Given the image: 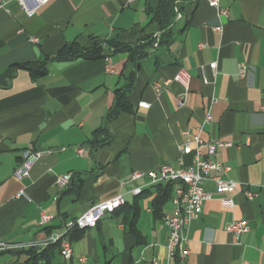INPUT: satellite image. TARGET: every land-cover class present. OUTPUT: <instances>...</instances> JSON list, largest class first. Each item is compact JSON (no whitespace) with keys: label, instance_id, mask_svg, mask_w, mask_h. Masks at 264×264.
Returning a JSON list of instances; mask_svg holds the SVG:
<instances>
[{"label":"crops","instance_id":"1","mask_svg":"<svg viewBox=\"0 0 264 264\" xmlns=\"http://www.w3.org/2000/svg\"><path fill=\"white\" fill-rule=\"evenodd\" d=\"M6 1L0 9V242L7 248L0 249V264H264V0H217V7L195 0L176 15L169 41L161 44L159 27L147 14L158 0H50L30 17L15 0ZM146 36L156 42L139 66L127 52L105 47L113 40L137 44ZM72 41L82 47L99 42L104 58L50 62L35 79L19 67ZM241 64L248 67L244 76ZM180 67L190 75L187 92L175 82L153 88V81L171 78ZM130 75L126 106L107 118ZM140 101L150 106L140 107ZM208 112L212 120L204 124ZM103 127L107 135L95 134ZM184 129L230 143L213 159L230 166L226 178L257 196L218 194L205 180L212 196L184 228L188 253L168 262L167 229L152 209L157 184L132 175L163 163L176 167ZM24 150L42 154L17 179ZM66 174L69 183L60 189L56 177ZM116 194L125 203L83 230L69 260L58 247H28ZM223 197L233 207L222 205ZM171 208L165 203L162 214ZM41 213L53 217L42 226ZM239 219L247 221L246 233L224 230Z\"/></svg>","mask_w":264,"mask_h":264},{"label":"built area","instance_id":"2","mask_svg":"<svg viewBox=\"0 0 264 264\" xmlns=\"http://www.w3.org/2000/svg\"><path fill=\"white\" fill-rule=\"evenodd\" d=\"M25 14L30 17L35 14L37 9L48 3L50 0H15ZM209 4L217 7V0H207ZM6 0H0V9H3L6 5ZM221 14L226 15V9H221ZM179 15V14H178ZM219 29V27H217ZM35 41L34 38L31 39ZM211 73H215L216 62H211L208 65ZM248 67L241 64L239 66L238 73L240 76H244ZM202 81L206 82L207 79L203 72L202 67ZM178 83L187 92L189 90L190 75L186 69L180 67L178 71L171 77L163 80H156L152 82V86L156 91H160L162 88L168 86L170 83ZM138 106L148 108L150 105L147 102L140 101ZM212 118L210 113H206L203 123L207 124L211 122ZM182 141L178 144V157L177 166L173 167L167 163L159 165L156 169L147 171L145 173L135 172L132 177L136 178L141 175H146L150 182L167 183L173 182V194L170 200L172 208L169 212L162 215V222L167 229V243H166V259L168 262L177 259H184L188 253L187 236L186 234H179L178 223L186 222V226L191 221L197 219L201 212L203 204L209 200L212 196L210 191L203 188V182L209 180L213 183L214 191L218 194H232L235 191L242 193L245 199L251 200L257 196V192H252L246 188H241L239 183L234 180L226 178V174L230 170L228 164L222 163L213 159L216 149L218 147L229 146L230 143L220 140L206 141L199 132H191L189 129H184L181 132ZM81 154L82 150H78ZM42 152L24 150L21 152V163L16 168L14 175L17 179L28 175L31 164L37 160ZM185 157H189V162H185ZM177 176H186L190 180V191L188 195H181V185L177 184ZM70 174L59 175L56 177L55 184L58 188L63 189L70 180ZM135 189L132 190L134 194ZM179 197H186V205L184 208H177V199ZM125 200L123 195L116 194L115 196L97 201L91 205L81 215L70 218L63 222V224L50 232L43 240L39 242H31L28 247L32 248L38 245L44 249L51 245L56 244L59 248L60 254L64 260H69L72 257L73 248L72 241L69 238V233L73 229H86L94 227L99 221V217L105 211L116 209V204H124ZM221 203L227 207H233V201L230 197L221 198ZM52 215L40 214L39 224L42 226L48 223L52 219ZM249 227L246 220L239 219L233 220L228 223L224 230L232 235L238 237L248 231ZM7 245L0 242V249H5ZM152 264H157L152 261Z\"/></svg>","mask_w":264,"mask_h":264},{"label":"trees","instance_id":"3","mask_svg":"<svg viewBox=\"0 0 264 264\" xmlns=\"http://www.w3.org/2000/svg\"><path fill=\"white\" fill-rule=\"evenodd\" d=\"M195 0H158L154 7L148 6L147 14L149 21L155 22L159 27L158 43H167L175 22L177 14L182 15L184 10L194 3ZM156 42V37L146 36L139 40L137 44H126L117 40L108 41L105 43V47L112 51V53L127 52L129 59L135 62L136 66H139L140 62L147 57L149 50ZM103 45L99 42H94L90 47H82L75 41L66 42L62 47L53 55L45 56L43 59L35 63H25L19 65L20 68L26 69L30 76L35 79L44 76L47 72V66L50 62L54 61H72L78 58L97 60L104 58L102 53ZM132 75L128 77V84L122 89L116 90L114 104L110 108L107 114V118L114 117L118 111L126 106L127 95L131 88ZM102 133L107 135L108 129L106 127L96 129L95 134ZM95 139V136H94ZM110 140V136L106 137V141ZM95 142V140H94ZM158 194L153 199V211L162 217V206L169 202L173 194V182L160 183L156 185ZM84 229H73L69 233V238L73 242L75 239L81 236ZM58 247L56 244L49 246ZM47 247V248H49ZM45 248L44 251L47 249ZM31 257H37L32 250H29ZM177 260V258L175 259Z\"/></svg>","mask_w":264,"mask_h":264},{"label":"bare ground","instance_id":"4","mask_svg":"<svg viewBox=\"0 0 264 264\" xmlns=\"http://www.w3.org/2000/svg\"><path fill=\"white\" fill-rule=\"evenodd\" d=\"M151 184H158V182H150ZM177 184L181 185V195H188L190 191V180L186 176H177ZM141 192V189L135 188L134 195H137ZM123 204H116V209H112L110 211H105L101 214L99 217V220L106 214V213H113L115 210H117L119 207H121ZM186 205V197H179L177 199V208H184ZM186 222H179L178 223V232L179 234H186L185 228Z\"/></svg>","mask_w":264,"mask_h":264}]
</instances>
